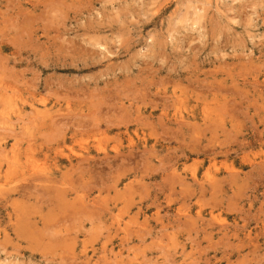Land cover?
I'll use <instances>...</instances> for the list:
<instances>
[{
  "label": "rangeland",
  "instance_id": "1",
  "mask_svg": "<svg viewBox=\"0 0 264 264\" xmlns=\"http://www.w3.org/2000/svg\"><path fill=\"white\" fill-rule=\"evenodd\" d=\"M0 166V264H264V0H0Z\"/></svg>",
  "mask_w": 264,
  "mask_h": 264
},
{
  "label": "bare ground",
  "instance_id": "2",
  "mask_svg": "<svg viewBox=\"0 0 264 264\" xmlns=\"http://www.w3.org/2000/svg\"><path fill=\"white\" fill-rule=\"evenodd\" d=\"M220 84H221V83H220ZM204 86H205V85H204ZM175 99H176V98H175ZM178 99H179V98H178ZM216 99H217V98H216ZM6 100H7V99H6ZM6 100H5V101H6ZM176 100H177V99H176ZM5 101H4V102H5ZM175 102H176V101H175ZM177 103H178V101H177ZM11 104H13V103H11ZM13 105H14V104H13ZM8 106H9V105H8ZM164 106H165V105H164ZM175 106H176V105H175ZM178 106H179V105H178ZM11 107H14V106H11ZM7 108H8V107H7ZM167 108H168V107H167ZM31 109H32V108H31ZM165 110H167V109H165ZM168 110H169V109H168ZM49 112H50V111H49ZM33 113H34V112H33ZM23 114H24V113H23ZM35 114H36V113H35ZM183 114H184V113H183ZM21 115H22V114H21ZM45 117H46V116H45ZM119 117H120V116H119ZM172 117H173V116H172ZM182 117H183V115H182ZM122 118H123V117H122ZM41 119H42V118H41ZM204 119H205V118H204ZM206 119H207V118H206ZM105 120H106V119H105ZM47 121H48V120H47ZM169 121H171V119H170ZM169 121H168V122H169ZM188 121H189V120H188ZM188 121H187V122H188ZM41 122H42V121H41ZM126 122H127V121H126ZM149 122H150V121H149ZM174 122H175V121H174ZM189 122H190V121H189ZM189 122H188V123H189ZM7 123H8V121H7ZM7 123H6V124H7ZM169 123H170V122H169ZM172 123H173V122H172ZM190 123H191V122H190ZM184 124H185V123H184ZM191 124H192V123H191ZM42 125H43V124H42ZM51 125H52V124H51ZM170 125H171V124H170ZM193 125H194V124H192V126H193ZM10 126H11V125H10ZM52 126H53V125H52ZM173 126H174V125H173ZM194 126H195V125H194ZM143 127H144V126H143ZM196 127H197V126H196ZM188 128H189V126H188ZM194 129H195V127H194ZM197 129H198V128H197ZM197 129H196V130H197ZM10 130H11V129H10ZM186 130H187V129H186ZM126 131H127V130H126ZM13 138H14V137H13ZM117 138H118V137H117ZM2 139H3V138H2ZM130 140H131V139H130ZM2 141H3V140H2ZM131 142H132V141H131ZM131 142H130V143H131ZM15 143H16V142H15ZM131 144H132V143H131ZM5 149H6V148H5ZM7 149H8V148H7ZM12 149H14V148H12ZM26 150H27V149H26ZM58 150H59V148H58ZM6 151H7V150H6ZM47 151H48V150H47ZM31 152H32V151H31ZM56 152H57V151H56ZM59 152H61V150H60ZM4 153H5V152H4ZM63 153H64V152H63ZM8 154H9V153H8ZM55 154H56V153H55ZM55 154H54V155H55ZM5 155H6V154H4V156H5ZM17 155H18V154H17ZM48 155H49V154H48ZM53 157H54V156H53ZM58 157H59V156H58ZM60 157H61V156H60ZM68 157H69V156H68ZM7 158H8V157H7ZM9 158H10V157H9ZM69 158H70V157H69ZM2 159H3V158H2ZM5 159H6V158H5ZM54 159H56V158H54ZM52 160H53V159H52ZM87 160H88V159H87ZM2 161H4V160H2ZM10 161H11V160H10ZM27 161H28V160H27ZM57 161H58V160H57ZM84 161H86V160H84ZM24 163H25V162H24ZM27 163H28V162H27ZM16 164H17V163H16ZM72 164H73V163H72ZM90 164H91V163H90ZM20 165H21V164H20ZM27 165H28V164H27ZM1 166H2V165H1ZM1 166H0V168H1ZM10 166H11V165H10ZM98 166H99V165H98ZM36 167H37V166H36ZM6 168H7V167H6ZM18 168H19V167H18ZM37 168H38V167H37ZM21 169H22V168H20V170H21ZM34 169H35V168H34ZM11 170H13V169H11ZM15 170H16V169H15ZM31 171H32V170H31ZM89 171H90V170H89ZM6 172H7V171H6ZM24 172H25V170H24ZM7 173H8V172H7ZM78 173H79V172H78ZM26 174H27V173H26ZM75 174H76V173H75ZM27 175H28V174H27ZM43 175H44V174H43ZM67 175H68V173H67ZM34 176H35V175H34ZM46 176H47V175H46ZM42 178H43V177H42ZM46 178H47V177H46ZM51 179H52V178H51ZM51 179H50V180H51ZM38 180H39V179H38ZM47 180H48V179H47ZM63 180H64V179H63ZM36 181H37V180H36ZM36 181H35V182H36ZM39 181H41V180H39ZM39 181H38V182H39ZM42 181H44V180H42ZM24 182H25V181H24ZM45 182H46V181H45ZM65 182H66V181H65ZM33 183H34V182H33ZM40 183H41V182H40ZM73 183H74V182H73ZM3 184H4V182H3ZM54 184H55V183H54ZM49 185H50V184H49ZM58 185H59V184H58ZM65 185H67V184H64V186H65ZM60 186H61V185H60ZM12 187H13V186H12ZM36 187H37V186H36ZM43 187H44V186H43ZM51 187H54V186L51 185ZM51 187H49L48 190H50ZM10 188H11V187H10ZM74 188H75V187H74ZM39 189H40V188H39ZM37 190H38V189H37ZM41 190H42V189H41ZM45 190H46V188H45ZM64 190H65V188H64ZM64 190H63V191H64ZM50 191H52V190H50ZM50 191H49V193H50ZM28 192H29V191H28ZM37 192H38V191H37ZM46 192H48V191H46ZM53 192L55 193V191H53ZM53 192H52V193H53ZM56 192H57V191H56ZM19 193H20V192H19ZM19 193H18V194H19ZM70 193H72V192H70ZM7 194H8V193H7ZM21 194H22V193H21ZM58 194H60V193H58ZM61 194H62V192H61ZM62 195H63V194H62ZM57 198H58V197H57ZM120 227H121V226H120ZM94 228H95V227H94Z\"/></svg>",
  "mask_w": 264,
  "mask_h": 264
}]
</instances>
